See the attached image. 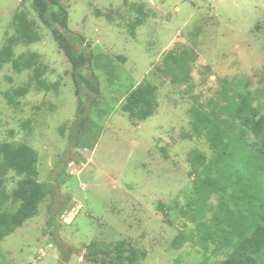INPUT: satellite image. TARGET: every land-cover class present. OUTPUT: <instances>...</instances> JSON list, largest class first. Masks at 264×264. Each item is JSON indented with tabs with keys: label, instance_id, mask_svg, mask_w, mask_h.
<instances>
[{
	"label": "rangeland",
	"instance_id": "374dc122",
	"mask_svg": "<svg viewBox=\"0 0 264 264\" xmlns=\"http://www.w3.org/2000/svg\"><path fill=\"white\" fill-rule=\"evenodd\" d=\"M61 2L70 30L82 37L76 48L103 56L101 68L86 67L99 93L88 99L79 133L73 68L52 29L32 0H0V49L15 33L14 16L25 12L40 40L15 45L14 58L36 54L41 79L59 84L40 89L33 69L17 73L11 62L0 65V144L35 148L37 180L49 187L38 213L0 240V264H97L86 259L92 250H109L108 264H221L226 251L211 239L203 245L198 227L203 222L202 232L213 230L232 190L212 194L205 216L191 221L202 206L194 181L205 173L195 153L207 161L216 156L194 131L191 108L226 87L228 93L249 92L264 114V0ZM141 17L133 35L130 24ZM171 49L192 53L187 84H173L157 69ZM145 81L156 86L157 105L152 116L132 120L122 105ZM26 84L18 105L9 104L5 93ZM21 178L7 174L9 193ZM19 205L9 201L0 212ZM190 233L195 241L172 247L177 235ZM132 252L134 263L125 258Z\"/></svg>",
	"mask_w": 264,
	"mask_h": 264
},
{
	"label": "trees",
	"instance_id": "16d2710c",
	"mask_svg": "<svg viewBox=\"0 0 264 264\" xmlns=\"http://www.w3.org/2000/svg\"><path fill=\"white\" fill-rule=\"evenodd\" d=\"M33 8L46 26L52 29L54 38L71 63L72 77L76 85L78 100V133L87 120L88 99L92 93L98 94L96 79L88 76L86 67L101 68L103 56L94 55L76 48L82 37L69 28V15L61 0H32ZM145 14V13H142ZM146 15V14H145ZM144 18L130 24L133 35ZM15 33L0 49V65L11 62L17 73L33 69L32 79L37 87L47 91L57 90L59 84L41 79L43 70L33 53L20 54L14 58L13 47L19 43L30 45L40 40L35 22L29 20L25 12L14 16ZM192 53L186 49H171L164 56L157 69L180 85L192 80ZM156 86L149 82L139 84L129 92L122 109L132 120H145L154 114L156 108ZM29 85L6 92L9 104L18 105L17 97L24 96ZM191 108L194 131L204 135L216 156L207 161L201 153H195L196 163L203 167L204 177L195 180V191L201 207L191 215V221L205 216L206 205L212 194H225L232 190L229 203L223 200L212 221L213 230L202 232L205 224L199 223L200 241L203 245L217 242V247L226 251L221 264H264V114L254 105L249 92L233 91L223 87L217 97L201 102ZM38 151L26 143L2 142L0 144V206L9 201L20 202L15 212L3 209L0 212V240L15 232L26 220L38 213L40 201L46 194L45 185L37 180ZM10 171L22 176L18 186L11 193L6 189L5 177ZM233 204V208L229 204ZM223 215V217H222ZM195 241L193 233L179 234L172 241L178 249L187 242ZM109 250H92L87 260L97 264H108ZM142 256L145 254L141 253ZM120 260L124 256L119 253ZM136 252L125 257L134 263ZM174 264H180L175 262Z\"/></svg>",
	"mask_w": 264,
	"mask_h": 264
}]
</instances>
